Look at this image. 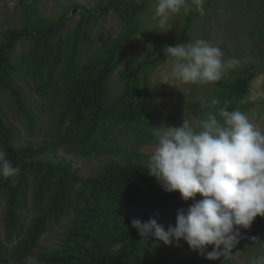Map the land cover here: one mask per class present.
Segmentation results:
<instances>
[{
  "label": "trees",
  "instance_id": "16d2710c",
  "mask_svg": "<svg viewBox=\"0 0 264 264\" xmlns=\"http://www.w3.org/2000/svg\"><path fill=\"white\" fill-rule=\"evenodd\" d=\"M113 3L114 0H108L99 14L83 11L89 15L65 37L62 30L71 11L51 20L33 13V4L27 10L24 24L5 32L0 43V148L6 151L13 166L21 168L14 178L0 177V196L5 200V236L11 244L0 239V264H26L35 255L38 264H235L229 255L208 260L206 253L213 250V245L207 246L204 254L193 252L178 258L166 244L152 236L141 237L131 226L133 219L143 223L155 218L160 223L172 203L177 204L178 210H185L179 192H165L147 174L142 155L128 154L123 162L111 159L98 174L87 178L70 161L48 156L67 144L74 145L83 155L117 152L119 148L113 140L116 126L138 128L142 123H155L153 115H144L149 90L146 72L161 61V56L145 58L127 67L121 73L123 93L116 99L111 100L107 90L117 67L119 47L135 34L138 21L129 24L113 47L98 48L91 59H81L82 27L108 13ZM22 40L32 44L29 52L19 58L16 47ZM58 67L62 69L55 77ZM45 69L49 73L42 90L47 100L60 108L55 139L17 144V130L3 114V96L10 93L32 125L35 118L27 109L16 78L21 70L39 77ZM253 71L246 68L234 79L219 100L221 108L244 112L255 105L246 100ZM136 137L152 139L154 134L140 129ZM31 193L40 212L26 225L20 211ZM64 217H69L71 223L62 244L35 254L49 224ZM249 232L258 239L255 242L260 244L261 254L264 217L258 216ZM165 250L169 253L166 256Z\"/></svg>",
  "mask_w": 264,
  "mask_h": 264
},
{
  "label": "rangeland",
  "instance_id": "374dc122",
  "mask_svg": "<svg viewBox=\"0 0 264 264\" xmlns=\"http://www.w3.org/2000/svg\"><path fill=\"white\" fill-rule=\"evenodd\" d=\"M107 1L0 0V43L4 41L5 32L24 24L27 10L33 4V13L51 20H58L71 11L62 30V36L65 37L68 33L75 31L85 15H89L83 11L89 10L99 14L100 8ZM77 4L81 7L79 8ZM113 4L108 13L97 20H90L82 27L81 59L84 61L91 59L98 48L113 47L128 30L129 24L133 20L138 21L139 27L137 25L135 34L119 47L116 58L117 67L109 78L107 90L109 98L116 99L123 93L124 80L121 73L127 67L145 58L161 56V61L146 72L149 90L147 92L148 107L144 115L146 113L153 115L155 123H142L138 125V128L126 127L124 124L116 126L113 131V140L119 148L117 152L83 155L74 145L67 144L60 147L55 154L48 156L70 161L84 178L98 174L111 159L125 161L128 154L138 153L147 163L155 150L156 137L154 135L152 139L139 140L136 137L137 130L147 129L154 134L155 127H179L185 119L199 130V121L206 118L207 112L218 114L221 108L219 101L221 96H225L234 79L246 68L254 70L255 73L249 82L246 99L248 102H254L255 105L244 110L243 113L255 127L264 131V0H203L205 10L203 15L196 10L192 0H186V6L190 5L189 10L185 12L182 8L179 13L171 14L166 25L168 29L166 32L160 29L158 19L153 18L157 0H114ZM197 39L209 41L222 50L224 68L220 80L210 83L184 84L169 75L174 58L167 59L164 48L194 42ZM31 44L29 40L20 41L16 47V56L23 58L29 52ZM232 58H235L238 64L229 66L227 61ZM61 69L62 67H58L56 72L54 70L55 77H58ZM48 73L45 69L41 76L35 77L26 70H21L16 78V84L20 86L26 98L27 109L35 118L32 125L29 118L18 109L10 93L3 96L1 102L3 114L17 130L15 139L17 144L51 142L55 139L56 119L60 108L57 104L50 103L42 90ZM214 100L217 103L213 104ZM32 196L31 193L27 204L20 211L26 225L30 224L40 212L34 205ZM202 198L197 194L196 199ZM179 199L186 211L193 203L191 200L184 201L181 197ZM177 211V204L172 203L166 211V216L161 217L160 224L165 227V230L170 224L175 225ZM4 216L5 200L0 196V239L8 243L5 236ZM70 223L69 217H64L60 222L53 220L42 235L35 254L61 245ZM240 232V242L229 256L235 264H251L252 259L260 255L261 246L251 239L249 229L241 228ZM16 240L15 238L13 242ZM167 246L168 250L174 251L178 258L194 252L183 240H180L178 244L174 241ZM168 250H165V256L169 254Z\"/></svg>",
  "mask_w": 264,
  "mask_h": 264
},
{
  "label": "clouds",
  "instance_id": "9594fccd",
  "mask_svg": "<svg viewBox=\"0 0 264 264\" xmlns=\"http://www.w3.org/2000/svg\"><path fill=\"white\" fill-rule=\"evenodd\" d=\"M192 4L204 14L203 0H192ZM182 8L189 10L186 0H157L153 18L166 32L170 15ZM164 53L167 59L174 58L169 75L184 84L222 77L223 52L209 41L166 46ZM227 63L234 66L238 61L232 58ZM205 117L199 121V130L186 119L179 127H155L156 146L147 162V174L165 192H179L182 200L193 201L187 212L179 209L175 225L167 230L155 218L143 223L133 219L131 226L141 237L152 236L166 245L183 240L200 254L213 245L206 258L217 260L233 252L241 228L249 229L258 216L264 217V131L240 110L221 108L218 114L209 111ZM20 172L0 148V177L14 178ZM197 194L203 198L196 199ZM28 264L38 261L29 257ZM251 264H264V251Z\"/></svg>",
  "mask_w": 264,
  "mask_h": 264
}]
</instances>
